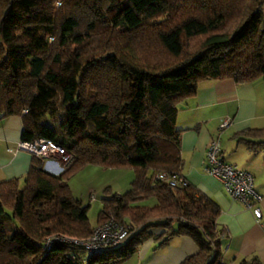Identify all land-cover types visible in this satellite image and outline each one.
Segmentation results:
<instances>
[{"label": "trees", "instance_id": "trees-1", "mask_svg": "<svg viewBox=\"0 0 264 264\" xmlns=\"http://www.w3.org/2000/svg\"><path fill=\"white\" fill-rule=\"evenodd\" d=\"M22 54L25 66L11 62ZM226 79L264 82V0H0V116H21L20 141L41 139L70 157L58 176L31 157L23 178L0 183V264H122L147 240L156 250L175 236L198 245L180 264H222L220 209L182 179L176 119L199 86ZM52 100L58 130L41 121ZM235 139L264 152V128ZM86 166L135 172L123 194L104 191L96 220L123 224L128 236L87 259L73 244L45 250L54 235H91L68 186ZM158 173L183 181L170 186ZM148 200L155 205H139Z\"/></svg>", "mask_w": 264, "mask_h": 264}, {"label": "crops", "instance_id": "crops-1", "mask_svg": "<svg viewBox=\"0 0 264 264\" xmlns=\"http://www.w3.org/2000/svg\"><path fill=\"white\" fill-rule=\"evenodd\" d=\"M224 119L230 120V126L219 131L218 125ZM261 128H264V82L261 80L243 85L228 79L206 82L177 112L176 130L180 131V155L184 164L182 179L220 209L216 227L225 233L222 264H239L251 256H257L264 264V228L260 226L264 222V152H251L235 139L248 130ZM22 129L21 116H0V183L21 179L29 169L28 153L9 152L20 142ZM213 139L220 143L222 161L254 178V189L262 198L258 204L261 221L256 222L241 203L232 200L218 179L204 173L206 149ZM43 168L54 176L62 173L56 161H43ZM139 205L152 207L155 202L148 200ZM159 233L152 231L154 235ZM156 247L149 239L122 264H180L198 253V245L187 236L172 237L166 245L154 250Z\"/></svg>", "mask_w": 264, "mask_h": 264}, {"label": "built area", "instance_id": "built-area-1", "mask_svg": "<svg viewBox=\"0 0 264 264\" xmlns=\"http://www.w3.org/2000/svg\"><path fill=\"white\" fill-rule=\"evenodd\" d=\"M230 123L229 119L222 120L218 125V130L227 129ZM9 152L11 154L26 152L31 157L42 161H56L59 163L62 171L70 161V159L64 156L66 155L65 151L58 145L41 139L32 142L20 141ZM220 154L221 150L218 139L211 140L205 153L203 163L204 173L218 179L222 184L224 192L232 200L241 203L244 209L253 215L256 222L261 221V211L258 204L262 198L254 189V178L249 173L239 170L233 165L226 164L220 159ZM154 180L167 183L170 186H175L183 181L180 178H169L165 173L156 174ZM260 226L264 228V222H261ZM128 232L129 228L127 226L109 220L93 228L90 237L87 239H72L61 235L49 237L45 240L44 249L48 250L54 244H73L82 248L84 256L87 259L98 255L106 249L118 246L128 236Z\"/></svg>", "mask_w": 264, "mask_h": 264}, {"label": "rangeland", "instance_id": "rangeland-1", "mask_svg": "<svg viewBox=\"0 0 264 264\" xmlns=\"http://www.w3.org/2000/svg\"><path fill=\"white\" fill-rule=\"evenodd\" d=\"M54 7L58 8V3ZM11 62L19 67L26 65V59L23 54L19 56L13 55ZM52 97L54 99L55 95H52ZM52 102L53 100L49 109L42 115L41 121L44 125L58 130L59 125L63 121V114L47 115L53 109ZM64 156L70 159L68 154ZM135 177V172L129 169L86 166L69 179L68 186L73 198L79 202L81 207L87 208L88 223L91 228H94L96 227L97 215L102 207L101 200L104 198V191L107 190L110 194H123L129 189L130 183ZM45 200L46 197L39 195L32 204L33 208H40ZM3 231L9 236L15 233L13 225L7 220L4 221Z\"/></svg>", "mask_w": 264, "mask_h": 264}]
</instances>
